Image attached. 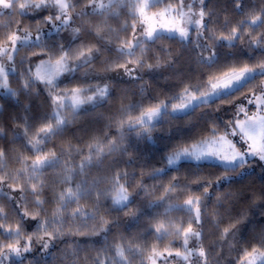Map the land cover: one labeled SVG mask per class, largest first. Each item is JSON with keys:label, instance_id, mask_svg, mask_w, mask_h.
<instances>
[{"label": "snow or ice", "instance_id": "snow-or-ice-1", "mask_svg": "<svg viewBox=\"0 0 264 264\" xmlns=\"http://www.w3.org/2000/svg\"><path fill=\"white\" fill-rule=\"evenodd\" d=\"M5 18L0 264H47L58 244L61 264H264V187L220 191L264 169V0H0ZM197 109L200 131L161 127ZM158 208L108 241L120 213Z\"/></svg>", "mask_w": 264, "mask_h": 264}, {"label": "trees", "instance_id": "trees-1", "mask_svg": "<svg viewBox=\"0 0 264 264\" xmlns=\"http://www.w3.org/2000/svg\"><path fill=\"white\" fill-rule=\"evenodd\" d=\"M213 2L215 3L216 0H213ZM223 2V0H221V3ZM250 2H258V0H250ZM6 22V18L5 19H0V30H2V25ZM25 23H29L31 21L29 20H25ZM162 43L167 46V47H171L173 49L179 50V45L175 42V41H169V40H165L162 41ZM261 58L259 52L255 53L252 57V60H250V63H254L257 59ZM187 59V56H185V60ZM242 59H246V58H242ZM184 67L186 68L187 65L185 64ZM257 83L259 82V78H257ZM163 82H161L162 84ZM162 91H164V89L157 87L155 89V91L152 93L154 96L161 93ZM161 99H164L163 95H160ZM6 99L3 96H0V100H4ZM10 102V101H9ZM112 105H114V107L112 108V110H115V107L118 106V104L116 103L115 99L111 102ZM204 111V109H197L195 112H193L190 116H185L183 119H176L171 121V123H163L161 125V127L164 130H168L169 128H172L173 130L177 129V128H186L190 125V123L195 124V123H199L200 127L197 128L195 131H200V128H202L203 125V121L200 120V113ZM100 113H107V109L106 108H96L94 111L89 108L88 112L86 114H83L82 119L87 122V121H93L95 120V118L100 114ZM94 127L97 128H101L103 127V121H101L99 124H95ZM155 135H159V133H155ZM53 143L56 145L57 149H59L60 147H64L66 146L64 141L60 138H56ZM18 146V145H17ZM52 145L50 144L49 147H51ZM162 146V145H161ZM148 147H151V145H148ZM13 166L10 164V167ZM129 171H132V168L128 169ZM137 171H139V169H137ZM205 173H207L209 171V169H204L203 170ZM185 173V169L181 168L179 175L181 177L184 176ZM93 175H95V170H93L92 172ZM172 175H176L175 172L170 173L167 176H163L160 180L158 181H153L151 179H148L147 174H145V180L146 182L151 185L154 183H163V184H167L168 181L171 179ZM261 187H264V174L260 175L254 172V174L248 175L245 178L239 180V182L232 184V185H226L223 189H221L220 191L222 192H227V191H239L241 189L247 191V192H252V191H259V189ZM216 194H219V192H217ZM157 195H159V192L157 193ZM183 197L180 198L179 201L177 202H182ZM213 204H214V199H213ZM48 209L49 215H51V211H52V205H46L45 206ZM247 207V202H242L239 205H237V208H244ZM211 210V209H210ZM163 208H158V209H145V215H143L138 224L137 223H132L131 221L128 220V218L124 217L123 213H120V216L122 218V226L119 229H114L112 231V233L109 234V236L107 237L108 241L111 243L113 240H119L121 236L125 237V238H131L136 236L139 233H144L145 230L154 222L152 217L155 215L156 212H163ZM171 215L177 219H179L181 217L180 213H171ZM163 217H161L162 219ZM35 222H32V225L34 226ZM131 224V227H126V225ZM226 226V224H222L221 227ZM255 227L256 232L259 231L260 227L259 225L253 226ZM34 230V227L29 229ZM205 231L206 234L209 232L214 231L210 225L205 226ZM256 232H254L252 230V228L250 227L248 229V231L245 233V237L247 240L251 241L253 236L256 234ZM77 239H85V238H81V237H77ZM95 240H100L101 243L100 244H95L92 245L91 243H89L88 248H89V252H81L80 256L81 258L88 256V255H94L95 253L91 251V248L95 247V248H99L101 246V244L103 243V240L100 237H95L93 238ZM148 239L151 240V236H148ZM172 238H166L163 242V244H167L169 243V240H171ZM215 239V236H208V238L205 240V244H209L211 243V241ZM161 245V246H162ZM246 246V245H245ZM65 248L64 244H58L56 246L55 249H53V255L52 256H48L46 257L47 260V264H61V259H62V253L61 250ZM233 256H235V253H233ZM65 264H70V262L65 261ZM78 264H84L83 259H81Z\"/></svg>", "mask_w": 264, "mask_h": 264}, {"label": "rangeland", "instance_id": "rangeland-1", "mask_svg": "<svg viewBox=\"0 0 264 264\" xmlns=\"http://www.w3.org/2000/svg\"><path fill=\"white\" fill-rule=\"evenodd\" d=\"M0 96H2V95H0ZM255 173L263 175L264 174V169L257 168V169H255Z\"/></svg>", "mask_w": 264, "mask_h": 264}]
</instances>
